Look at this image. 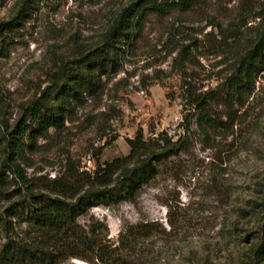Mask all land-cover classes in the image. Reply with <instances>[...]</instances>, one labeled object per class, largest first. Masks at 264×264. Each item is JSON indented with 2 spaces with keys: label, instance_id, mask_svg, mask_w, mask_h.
Instances as JSON below:
<instances>
[{
  "label": "rangeland",
  "instance_id": "374dc122",
  "mask_svg": "<svg viewBox=\"0 0 264 264\" xmlns=\"http://www.w3.org/2000/svg\"><path fill=\"white\" fill-rule=\"evenodd\" d=\"M22 1L0 0V23ZM30 2L23 26L0 48V108L9 129L54 75L102 44L123 9L144 0ZM132 36L120 46L119 66L71 103L63 127L24 148L14 161L19 173L3 168L0 138V172L8 184L0 216L14 227L9 234L0 230V248L7 236L25 238V226L6 212L12 203L32 191L55 198L52 187L75 185L80 175L126 156V141L136 132L145 138L163 132L187 139V152L171 170L133 204L90 208L78 225L97 231L108 256L118 257L114 264H264V71L250 92L237 95L231 87L242 61L264 40V0H208L188 12H148ZM197 96L206 101L209 120L202 129L191 105Z\"/></svg>",
  "mask_w": 264,
  "mask_h": 264
},
{
  "label": "trees",
  "instance_id": "16d2710c",
  "mask_svg": "<svg viewBox=\"0 0 264 264\" xmlns=\"http://www.w3.org/2000/svg\"><path fill=\"white\" fill-rule=\"evenodd\" d=\"M208 0H171L157 3L151 0L134 3L123 9L113 20L103 37L102 44L84 54L74 67H64L54 75L51 86L30 106L23 110L22 118L8 128L4 112L0 108V138L4 143L5 160L3 168L18 166L14 161L24 148H31L37 138L48 130L60 129L65 114L73 101H79L83 94H91L99 85L100 77L113 72L120 64V46L133 42V34L141 31L148 12L165 15L171 10L188 12ZM18 13L9 21L0 23V48L6 35L18 31L28 16L30 0H23ZM264 71V40L260 38L251 52L242 61L241 69L231 87L237 95L253 89L254 80ZM206 101L197 96L191 105L200 111L197 123L200 129L209 123L204 113ZM187 120V119H185ZM5 129V133L1 129ZM185 134L190 126H184ZM128 154L98 166L91 173L80 175L82 180L78 193L71 183L58 184L50 193H34L12 203L6 211L9 218L23 231L25 238L8 240L0 248V264H62L72 259L114 264L118 257H111L102 248L100 237L93 227L84 229L77 219L90 208L113 207L123 202L133 204L141 190L154 182L164 171H170L173 160L188 150L186 137L173 140L166 133L145 138L141 131L126 141ZM3 171V170H2ZM0 172V201L8 187ZM76 181V180H75ZM74 190V191H73ZM76 194H75V193ZM74 193V195L72 194ZM75 197V200H71ZM0 230L13 233L11 221L0 216ZM261 249L264 250V243ZM116 258V259H115Z\"/></svg>",
  "mask_w": 264,
  "mask_h": 264
}]
</instances>
